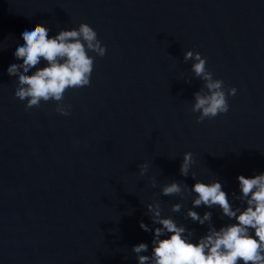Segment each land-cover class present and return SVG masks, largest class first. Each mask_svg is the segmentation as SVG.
Instances as JSON below:
<instances>
[{
  "label": "water",
  "instance_id": "obj_1",
  "mask_svg": "<svg viewBox=\"0 0 264 264\" xmlns=\"http://www.w3.org/2000/svg\"><path fill=\"white\" fill-rule=\"evenodd\" d=\"M81 21L106 46L93 53L90 83L65 91L67 115L55 101L25 109L4 67L18 59L19 26L42 23L54 35ZM185 49L206 58L225 91L237 88L227 112L196 121L191 103L203 81ZM185 151L195 161L188 175L179 169ZM260 171L264 0H0V264H137L133 244L151 252L147 204L158 202L195 240L229 218L191 203V173L219 179L242 206L237 175ZM173 180L189 191L163 194ZM189 208L210 211L211 221L192 220Z\"/></svg>",
  "mask_w": 264,
  "mask_h": 264
},
{
  "label": "clouds",
  "instance_id": "obj_2",
  "mask_svg": "<svg viewBox=\"0 0 264 264\" xmlns=\"http://www.w3.org/2000/svg\"><path fill=\"white\" fill-rule=\"evenodd\" d=\"M22 39L13 41L11 51L18 59L9 60L5 71L15 73L11 91L24 101L25 109L39 106L41 102L55 101V111L67 115L69 105L62 103L69 88H79L90 83L94 55L103 56L106 46L98 38L96 30L81 21L75 27L61 28L54 35L50 29L33 22L22 24L18 29ZM185 61H191L193 74L203 81L202 87L193 93L191 111L198 113L196 121L212 118L229 109L227 96L236 94L235 86H227L222 78L214 77L206 67V58L199 51L185 49ZM43 62V63H42ZM41 65V66H38ZM195 163L191 151H185L179 169L188 175ZM147 162L139 165L140 174L147 169ZM190 187L191 203L211 208L217 206L228 223L216 227L209 223L206 231L193 240L191 230L178 224L171 216L161 214L158 202L146 207L151 214L153 233L151 252L149 244L132 245L137 264H264V171L251 176L238 174L239 194L236 199L243 205L233 206L219 179H196ZM189 191L175 180L165 183L161 192L165 195ZM235 195V194H234ZM173 211L180 210V203L172 204ZM211 212L198 213L187 210V216L200 224L211 221ZM139 225L145 231L149 225L143 220Z\"/></svg>",
  "mask_w": 264,
  "mask_h": 264
}]
</instances>
